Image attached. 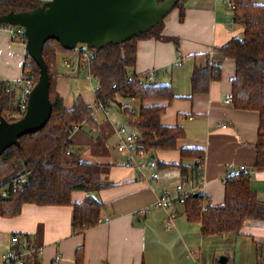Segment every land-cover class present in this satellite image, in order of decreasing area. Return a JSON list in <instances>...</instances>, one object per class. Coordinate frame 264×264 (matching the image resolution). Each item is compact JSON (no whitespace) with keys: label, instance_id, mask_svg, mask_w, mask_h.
<instances>
[{"label":"crops","instance_id":"1","mask_svg":"<svg viewBox=\"0 0 264 264\" xmlns=\"http://www.w3.org/2000/svg\"><path fill=\"white\" fill-rule=\"evenodd\" d=\"M253 2L264 5V0ZM181 5L183 19L180 20V9L174 8L163 20L161 30L162 36L178 40L179 50L171 41L153 37L138 40L133 69L138 76L153 72L152 84H170L177 96L160 119L164 126L180 125L184 129V138L177 141L176 150L135 152L128 161L126 153L116 150L117 127L133 132L126 126L125 115L115 105L95 108L96 87H81L76 82L83 72L78 69L76 54L62 57L55 90L64 107L69 110L80 96L94 109V123L75 129L70 141L74 149H79L81 159L94 164L96 175L112 184L96 194L105 205L102 221L75 234L71 229V206L23 205L17 217L0 216V254L12 249L22 251L21 242L28 237L36 249L25 252L24 264H34V257L40 264H74L75 251L80 246L84 264H264V220L248 219L239 232L203 237L200 224L187 220L181 206L170 228L166 225V211L155 207L158 197L173 192L176 186L182 184L189 189L176 167L165 166L178 164L183 148L203 150L199 192L204 195V204L212 206L223 203L224 179L231 176V170L252 168L256 157L259 113L224 103L235 75L232 59L222 61L220 80L211 82L207 93L186 98L193 68L206 66L209 57L218 59V48L232 38H242V28L232 22L229 0H185ZM25 55L24 44L12 41L0 27V83L12 84L22 76ZM182 73L183 87L178 84ZM110 108L120 115L121 124L112 123L118 117L109 116ZM94 145L98 151L92 149ZM150 161L156 166H148ZM184 162L193 165L195 160ZM250 186L264 201V169L250 173ZM84 198L81 191L71 194L73 203ZM145 208L146 213H138Z\"/></svg>","mask_w":264,"mask_h":264},{"label":"trees","instance_id":"2","mask_svg":"<svg viewBox=\"0 0 264 264\" xmlns=\"http://www.w3.org/2000/svg\"><path fill=\"white\" fill-rule=\"evenodd\" d=\"M184 1L180 0L175 7L180 9V20L183 19L181 4ZM38 6L34 0H0V16L9 12H29ZM229 7L233 24L243 30L242 38H232L218 48V59L209 57L206 66L193 68L190 94L186 98L207 93L209 84L220 80L222 61L232 59L235 75L231 81V104L236 109L259 113L256 157L252 168H247L249 171L225 178L221 205L204 204V195L196 190L181 206L187 220L200 224L203 237L239 232L248 219L264 220V201L256 197L250 186V173L264 169V5L253 0H229ZM4 26L0 24V27ZM162 27L163 21L147 33L139 34L124 43L108 44L98 51L91 49L94 58L89 74L97 84L95 108L106 109L118 105L116 98L124 101L133 99L136 104L133 113L122 111L126 126L136 136L134 153L176 150L177 141L185 135L182 126H164L160 121L166 107L177 99L171 85L147 83L148 73L138 76L133 72L138 40L153 37L171 41L176 51L179 50L177 39L161 35ZM70 54L76 53L63 49L55 40H48L43 46L42 56L49 74L52 112L41 130L20 137L18 147L11 146L0 155V216L17 217L22 206L29 204L71 206V229L73 233L80 234L102 221L105 205L97 199L96 194L112 184L96 175L94 164L81 159L79 149H74L70 141V135L75 129L94 123V109L86 105L80 96L67 110L55 90V82L61 76L56 70L57 59ZM76 56L78 69L82 72L81 56ZM26 68L30 70L36 84L39 69L27 53L23 70ZM6 88L7 83H0V116L8 122H14L24 113L19 112L18 103L13 104L14 99L11 93L6 92ZM186 159L195 160V163L186 165ZM203 161L202 149L183 148L180 150V162L165 166L176 167L183 182L190 187L189 184H199V176L203 175ZM75 191L85 193V198L79 203L71 201V194ZM26 241L28 249H36L28 237ZM36 258L34 264H40ZM74 264H84L82 246L75 251Z\"/></svg>","mask_w":264,"mask_h":264},{"label":"water","instance_id":"3","mask_svg":"<svg viewBox=\"0 0 264 264\" xmlns=\"http://www.w3.org/2000/svg\"><path fill=\"white\" fill-rule=\"evenodd\" d=\"M179 1L52 0L29 12L0 16V24L23 28L25 51L39 69L24 115L14 122L0 116V155L11 146L18 147L20 137L41 130L50 118L49 74L42 56L48 40L57 41L66 50L84 44L98 51L108 44H121L147 33L162 22Z\"/></svg>","mask_w":264,"mask_h":264},{"label":"built area","instance_id":"4","mask_svg":"<svg viewBox=\"0 0 264 264\" xmlns=\"http://www.w3.org/2000/svg\"><path fill=\"white\" fill-rule=\"evenodd\" d=\"M34 1L39 5L38 7H40L46 3L51 2L52 0H34ZM1 28L5 29V31L9 34L10 39L12 41L20 42V43H22L23 39H25L24 41H26L23 28L17 26H11V25H5L4 27ZM23 44H25V42ZM73 52L81 56L82 67L86 72L85 78L87 80H92L89 74V68L94 58V52L88 47L81 48L79 44L74 48ZM177 65L181 66V63L178 62ZM154 78H155V74L153 72H150L146 77V82L152 83ZM131 80L132 79L130 78L129 81ZM34 85H35L34 80L28 68H26V70H23L22 76L18 80H16L12 84H7L6 92L10 93L12 87L20 89L21 94L18 97V105H19L18 110L20 113H25L27 107L28 95L30 94ZM115 100L118 103V105L115 104V106L120 111H127L128 113L134 112L135 108H134L133 99L129 101H124L120 98H116ZM224 103L231 104L230 97H226ZM116 134L119 138V142L116 145V150L118 152L126 153L127 160L129 161L131 159V155L134 153V142L136 140V136L133 133H130L128 129L124 126L117 127ZM148 166L155 167L156 163L154 161H150L148 163ZM245 171H249V170L246 167L241 166L237 169L231 170L230 174L231 176H234ZM152 177L156 178V174H153ZM202 179H203V175L199 176V184L197 186H193L192 184L191 185L189 184L190 187L188 190H185L183 188V185L180 184L176 186L173 192H166L158 197V199L155 202V207L166 211L167 228H170L172 226L173 220L175 219L177 214V208L185 203L186 199L190 196L191 193H193V191L201 189L203 183ZM147 211L148 208H145L139 210L138 213H146ZM21 247H22V251H9L0 254V264H24V255L25 252L28 251L27 242L25 240L21 242Z\"/></svg>","mask_w":264,"mask_h":264},{"label":"rangeland","instance_id":"5","mask_svg":"<svg viewBox=\"0 0 264 264\" xmlns=\"http://www.w3.org/2000/svg\"><path fill=\"white\" fill-rule=\"evenodd\" d=\"M79 46L81 47V48H86V45H84V44H79ZM73 56V55H72ZM61 61H62V57H59L58 59H57V62H56V70L57 71H59V72H61ZM183 72V71H182ZM185 73H182L181 74V77L179 78V80H178V84L179 85H181L182 87H183V85H184V81H185V75H184ZM85 75H86V72L85 71H83L80 75H79V77H78V79H77V83L78 84H80L81 85V87H83L84 85H88V86H90V84L93 86V88H95L96 87V81L95 80H87L86 78H85ZM89 81H91V82H89ZM10 93H11V98H13L14 99V101H13V104H17L18 103V97L20 96V94H21V92H20V89L19 88H14V87H12L11 88V91H10ZM135 106H134V108H136V104H134ZM97 111V110H96ZM107 113L109 114V116H111V118H117L118 117V119H116L117 120V122H113L112 121V123L114 124V125H119V124H121V117H120V115L115 111V109L114 108H110V109H108L107 110ZM94 151H98L99 149H98V147H97V145H94V147L92 148ZM106 150H103V153L104 154H106Z\"/></svg>","mask_w":264,"mask_h":264}]
</instances>
